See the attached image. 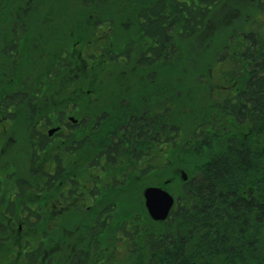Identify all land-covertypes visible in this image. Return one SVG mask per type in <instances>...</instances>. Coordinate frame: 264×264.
I'll return each instance as SVG.
<instances>
[{
    "label": "trees",
    "instance_id": "16d2710c",
    "mask_svg": "<svg viewBox=\"0 0 264 264\" xmlns=\"http://www.w3.org/2000/svg\"><path fill=\"white\" fill-rule=\"evenodd\" d=\"M16 1L0 0V153L7 133L20 128L40 152L32 147L20 157L26 166L0 176V246L17 240L7 212L16 216L28 178L41 175L51 180L38 182L42 187L54 185L53 171L39 175L34 163L70 161L76 151L83 158L82 142L77 148L66 141L55 154L47 135L35 137L34 130L88 114L91 126L105 121L91 136L101 130L106 147L111 135L121 137L117 159L136 157L137 167L129 169L135 176L164 171L174 181L181 170L188 175L176 196L171 191L177 201L165 221L145 212L151 226L144 228L140 212L113 228L109 215L91 231L93 237L97 229H114L116 237L105 243H124L121 264H264V0H40L38 8L21 12ZM216 19L227 32L204 56L201 37ZM63 81L69 86L61 87ZM108 93L119 99L109 113L99 112L106 101L93 99ZM73 127L81 138L83 121ZM117 170L107 167L106 176ZM117 186H105L107 211L121 199ZM55 219L49 216L60 225ZM49 234L44 229L43 240ZM43 246L27 252L29 264H37ZM93 249L74 251L70 264H93Z\"/></svg>",
    "mask_w": 264,
    "mask_h": 264
},
{
    "label": "rangeland",
    "instance_id": "374dc122",
    "mask_svg": "<svg viewBox=\"0 0 264 264\" xmlns=\"http://www.w3.org/2000/svg\"><path fill=\"white\" fill-rule=\"evenodd\" d=\"M41 4V3H40ZM246 5V4H245ZM16 8L21 12L23 10H27L24 8V6L20 3V0H17L15 2ZM40 6V5H39ZM38 6V7H39ZM36 7V8H38ZM240 14L237 13L236 16H233V20L236 18H239ZM217 18V16H216ZM261 19H263V16H261ZM218 23L213 25V28L209 29L208 32H205L204 35H202L201 40L203 43L201 44L200 48V53L203 54L204 56H207V53H210L211 50H214L215 43L219 42L221 39L223 40L227 28L226 25L223 22H219L218 19H216ZM36 35V33H35ZM18 36V31H16V36ZM17 43H20V38H17ZM71 48L74 46V41L71 42ZM80 46L78 45V48ZM55 50V49H54ZM79 51H75V54L73 53V57L78 56ZM211 54H209L210 56ZM201 59V58H200ZM203 60V59H201ZM83 67V68H82ZM82 67L80 66L79 69H76V71L83 72L84 65L82 64ZM95 67V66H94ZM72 71H74L72 69ZM99 71V69L94 68V72ZM73 73V72H72ZM81 74V73H80ZM79 77V76H78ZM91 78V77H90ZM69 82L71 83L73 81V78H68ZM86 82H82L81 80L78 81L79 86H85ZM97 82H93L92 85H95ZM110 83V82H109ZM108 83V84H109ZM111 84V83H110ZM68 87L69 85L67 84V81H63L61 87L65 88ZM86 87V86H85ZM72 94V93H71ZM83 94V93H82ZM94 95L92 91H88V95ZM84 95V94H83ZM87 96V93H86ZM113 96V93H108L102 100L100 101H94V102H100L103 103L106 101V104L104 107H102L99 112L102 113H109V111L114 108L115 103L118 101L119 96H117L115 99H112L110 97ZM125 98L120 99V101H123ZM59 100V99H58ZM125 99V102H128V100ZM92 101H89V104H91ZM111 109V110H110ZM72 111V110H70ZM94 114L98 115L100 113ZM97 117V116H95ZM53 123H56L53 122ZM52 126V125H50ZM29 132L27 131L26 128H20L17 129L16 131L9 132L7 133V140L6 144L2 147V153L1 157L3 158L1 163H0V176L4 175L5 173H10L12 172L13 169H21V167L26 166L24 162L26 160L20 159L22 157V154L24 157L28 156L30 149L32 148V141L27 135ZM65 142L60 144V146H64ZM54 147V150L57 152H60L63 150V148H58ZM5 156V161L4 156ZM75 162V167L80 164L79 162L82 161L81 157H75L74 159ZM22 161V163L20 162ZM67 161H69L67 159ZM50 162V161H46ZM48 164L44 165L43 163L36 165V167L39 170V174L42 172V170L47 169ZM9 169V170H8ZM6 170H8L6 172ZM78 171V169L76 168ZM71 169H69V172ZM32 172V171H31ZM41 176V175H40ZM188 176V175H187ZM37 177V176H35ZM178 179H175L172 181L171 185L168 186L170 191H172L175 196L179 193L180 187H181V173L177 175ZM166 180V175L164 171H151L149 172L148 175L145 177H141L137 179V181L133 184H128L124 186L123 190H119L117 192V196H121V199L119 201V198L115 197H110L113 198L111 199L112 201L118 200L117 203L118 205L115 207V210H118V212H114L115 210L112 211V218H115V221L113 222L112 226L113 228H116V221L119 218L122 217H137L139 213L141 212L142 215L141 218H144L145 216L143 215L146 211L145 204H144V197L142 194L143 188L150 183H156L160 184ZM38 179H35L33 182L34 186L32 188H27L24 193H23V198L26 199L30 204L34 203H39L42 208H38L39 210L43 211V214L40 213V217L35 220V219H30V227H22L20 228V222L22 221V218H25V216L22 215H9L8 218L14 223V227L17 228V240L12 241V242H5L4 244L1 243L0 246V264H26L25 259L22 257V254L24 253L22 250L25 248H33V247H40L42 249L43 256H41L40 261L38 264H70V257L71 254L78 250V249H83V248H95L93 249V254H92V259L93 264H118V260L120 261L121 264V258L124 256H120V252L124 251L125 245L124 243H117L115 245V242L112 244L108 245L105 243L107 239H114V229H112L111 232H103V231H98L97 229V234L95 232L94 236L91 237V231L96 230V226H92V221L94 217L90 216L89 214L87 215L86 213L83 214H77L74 211L68 212L67 214L63 215L62 221L60 223V226H58L55 229V224H51L49 221V216L51 217L52 215L49 213L50 208L45 207L46 201H44V198L48 196V200H52L53 195H47L45 197H42V194L36 195L37 190L34 189L36 182ZM54 190V188H53ZM43 193V191H42ZM46 195V193L44 192ZM106 204V203H105ZM140 210V211H139ZM15 216V217H14ZM6 219V218H5ZM145 222H142V226L144 228H149L151 224H148L146 221V217L144 218ZM32 221V222H31ZM38 222V223H37ZM37 223V224H36ZM64 224V225H63ZM115 224V226H114ZM63 228V230H61ZM47 229L50 234L49 236H46L43 240L42 236L43 230ZM14 234V231H12ZM113 237V238H111ZM43 240V241H42ZM91 243V244H90ZM105 243V244H104ZM108 246H107V245ZM112 248H109V247ZM15 248L19 249V254L18 257L13 256ZM108 249V251H107ZM22 257V258H21ZM91 261L89 263H91Z\"/></svg>",
    "mask_w": 264,
    "mask_h": 264
},
{
    "label": "flooded vegetation",
    "instance_id": "af4514ba",
    "mask_svg": "<svg viewBox=\"0 0 264 264\" xmlns=\"http://www.w3.org/2000/svg\"><path fill=\"white\" fill-rule=\"evenodd\" d=\"M20 3L25 8H35L38 7L41 3L40 0H20ZM91 100V99H90ZM97 100V98H96ZM93 101H95L93 99ZM90 115H85L83 118H79L77 116L69 115L68 119H64L62 121L59 120L57 125H48L46 128L34 130L35 137H40L42 133H45L47 135V141H51V145L49 149H51L50 152L53 151V153L56 154V150H54V147L59 146L60 144L66 142V141H73L77 144V142H82L84 144V152H83V158L82 161L79 162L75 167L74 160L66 161L61 160L58 161L54 159L53 161L48 162H36L34 165H38L43 163L44 165L48 164L47 168H50V170L54 173V185L51 186L50 189L47 187H42L40 181L49 182L51 180H47L45 177L37 176L34 178H28L29 180L35 181V179H38L37 184L35 185L34 189L37 190L36 195L42 194V197H45L47 195H53L52 200H48V196L44 198L45 207L50 208L49 213L52 215L51 217L54 218L53 221H56L55 218L60 219L62 221L63 215L67 214L68 212L74 211L77 214H89L90 216L94 217L92 221V226H96L99 228L103 227V225L106 223V217L109 215H113L112 212L107 211L106 204L104 202L105 200V186L106 184H113V185H119L115 187V192H119V190H123L124 186L128 184H133L139 179V177L134 172H129V169L137 167V160L136 157L131 156L129 160H121L117 159L119 158V155L122 151V145L123 140H121L120 136H116L113 138L111 135L110 142L111 147L109 149V145L106 147V137L105 134H101V130H97V136L93 137L91 134L95 132V126L100 125L102 127L106 126V123L104 120H102V123H93L92 126L90 124ZM97 120L100 119V115L96 117ZM83 121V131H82V137L81 133L79 136V132L73 127L76 125H79L80 122ZM116 122V121H115ZM58 127L59 129L56 130L53 134H49V130L51 128ZM61 131V132H60ZM30 133V132H29ZM84 133V135H83ZM101 134V137H98ZM37 143H40V139L35 140ZM126 139H124V142ZM117 143V146H114ZM167 144V143H166ZM70 148L72 147L69 145ZM127 144H125L126 148ZM34 149H37L38 152H40V147L35 146V144L32 146ZM58 147V148H59ZM77 148H79V145L77 144ZM111 150L113 154V159H111L109 153H107V150ZM135 148L133 149L134 153ZM86 151V152H85ZM78 152L76 151L74 154H71V157L74 159L77 156ZM92 156V157H91ZM150 165H152V160L150 161ZM167 165L169 166V162H167ZM63 167H69L71 171H67L65 169L61 170ZM116 168L117 171H112L110 174V177L106 176V168ZM78 169V171L76 170ZM126 169V171H125ZM64 173L66 176H64ZM27 179V178H25ZM29 183L28 186H26L24 189L32 188L34 185ZM169 179L166 180L165 183L168 184ZM54 188V190H53ZM20 196H18V201L21 202L20 207L16 208L15 213L20 214L22 216H25V218H22V221L20 222V228L26 226L27 228L30 227V219H35L32 217L33 215H37L41 213L40 209L42 206L39 203L30 204L26 199L23 198V193ZM19 191V188H18ZM43 191V193H42ZM46 193V195L44 194ZM119 198L121 196H118ZM17 201V202H18ZM36 206L38 208H36ZM115 213L118 211H114ZM8 216L11 215L9 212H7ZM8 222H11L10 219H8ZM32 222V221H31ZM129 223V222H128ZM60 226L58 224H55V229ZM40 248V247H38ZM37 247L33 248H25L22 251L24 252L23 258L25 259L26 264L28 263L27 260V252L31 251H37ZM43 256V253H42ZM72 256V255H71ZM41 259V258H40ZM39 259V261H40ZM38 261V262H39ZM37 262V264H38ZM101 264V262H99Z\"/></svg>",
    "mask_w": 264,
    "mask_h": 264
},
{
    "label": "water",
    "instance_id": "95a60500",
    "mask_svg": "<svg viewBox=\"0 0 264 264\" xmlns=\"http://www.w3.org/2000/svg\"><path fill=\"white\" fill-rule=\"evenodd\" d=\"M58 127L51 128L49 134H53ZM183 179L186 180L185 172H182ZM145 198V206L149 215L154 220H165L170 214V211L175 203V199L171 193L160 186H149L143 191Z\"/></svg>",
    "mask_w": 264,
    "mask_h": 264
}]
</instances>
